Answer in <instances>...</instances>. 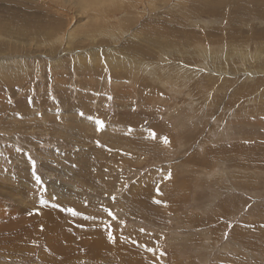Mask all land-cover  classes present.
Segmentation results:
<instances>
[{"label":"rangeland","instance_id":"obj_1","mask_svg":"<svg viewBox=\"0 0 264 264\" xmlns=\"http://www.w3.org/2000/svg\"><path fill=\"white\" fill-rule=\"evenodd\" d=\"M263 81L264 0H0V264H264Z\"/></svg>","mask_w":264,"mask_h":264},{"label":"bare ground","instance_id":"obj_2","mask_svg":"<svg viewBox=\"0 0 264 264\" xmlns=\"http://www.w3.org/2000/svg\"><path fill=\"white\" fill-rule=\"evenodd\" d=\"M11 12V11H10ZM43 31V30H42ZM257 34V33H256ZM175 37H183V33H180V31H177L176 32V36ZM261 38V37H260ZM44 39V38H43ZM234 45V44H233ZM236 46L237 47H234V49H235V52L238 50V44H236ZM240 47V46H239ZM188 48H190L189 46H188ZM188 48H186V49H188ZM222 48V47H221ZM222 50V49H221ZM244 50L245 49H243V48H240L239 50H238V53H235V55L236 56H241V57H243V58H245L244 57ZM165 51H167V50H165ZM170 51V50H169ZM207 51V50H206ZM185 52V51H184ZM166 53H168V52H166ZM178 53V52H177ZM214 53V52H213ZM226 53V52H225ZM216 54V53H215ZM218 54H222V53H218ZM217 54V55H218ZM233 54V53H232ZM158 55V54H157ZM200 55H201V53H200ZM248 55V54H247ZM246 56V55H245ZM249 56V55H248ZM161 57V56H160ZM215 57H218V56H215ZM214 57V58H215ZM221 57V56H220ZM162 58V57H161ZM222 58V57H221ZM229 58V57H228ZM218 59V58H217ZM217 59H215V60H217ZM259 59V58H258ZM205 60V59H204ZM255 60V59H254ZM259 60H261V59H259ZM203 62V61H202ZM207 62V61H206ZM167 63V62H166ZM206 71V70H205ZM209 72V71H208ZM199 73V72H198ZM210 76V75H209ZM167 80V79H166ZM178 82V81H177ZM264 82V81H263ZM168 83V82H167ZM186 83V82H185ZM184 83V84H185ZM213 84V83H212ZM164 85H166V84H164ZM49 226H51L50 224H49Z\"/></svg>","mask_w":264,"mask_h":264},{"label":"snow or ice","instance_id":"obj_3","mask_svg":"<svg viewBox=\"0 0 264 264\" xmlns=\"http://www.w3.org/2000/svg\"><path fill=\"white\" fill-rule=\"evenodd\" d=\"M101 127H102V124H101ZM167 142H168V141H167V139L165 138V143H167ZM36 179H37V182H39V177H36ZM69 211H71V210H69ZM72 214H73V215H76L75 212H72ZM109 238L112 239L111 236H110Z\"/></svg>","mask_w":264,"mask_h":264}]
</instances>
